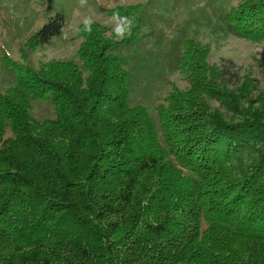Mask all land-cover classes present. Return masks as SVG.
<instances>
[{"label": "trees", "instance_id": "obj_1", "mask_svg": "<svg viewBox=\"0 0 264 264\" xmlns=\"http://www.w3.org/2000/svg\"><path fill=\"white\" fill-rule=\"evenodd\" d=\"M105 13L116 28L131 21V34L88 21L74 58L37 67L1 51L14 81L0 91V264H264V104L240 108L253 79L231 60L208 64L209 46L187 40L190 87L173 85L155 122L129 103L110 53L135 41L142 4ZM65 28L62 13L50 17L21 60ZM207 28L259 43L264 0H235ZM34 100H51L55 118H32Z\"/></svg>", "mask_w": 264, "mask_h": 264}, {"label": "rangeland", "instance_id": "obj_2", "mask_svg": "<svg viewBox=\"0 0 264 264\" xmlns=\"http://www.w3.org/2000/svg\"><path fill=\"white\" fill-rule=\"evenodd\" d=\"M234 3L235 0H0V91L11 87L14 81L12 72L6 70L1 51L6 52L14 66L37 67L50 60L72 59L79 45L77 27L80 24L95 21L116 30V19L109 17L105 9L142 4V27L135 41L110 50L128 75L132 106L146 107L157 122L156 107L172 86L189 89L181 58L185 42L196 39L209 46L208 64L220 65L231 60L241 76L253 79L254 89L240 108H261L264 104V40L253 43L234 36L216 39L207 28ZM57 13L65 16L63 35L54 38L51 46L30 54L29 60H21L20 49L26 39ZM210 105L227 120L230 118L229 110L218 101ZM30 115L35 120L54 119L52 101H32Z\"/></svg>", "mask_w": 264, "mask_h": 264}, {"label": "clouds", "instance_id": "obj_3", "mask_svg": "<svg viewBox=\"0 0 264 264\" xmlns=\"http://www.w3.org/2000/svg\"><path fill=\"white\" fill-rule=\"evenodd\" d=\"M82 2H83V0H82ZM131 27H132V22L131 21H127V26L126 27L117 26V28H116V37L118 39H123V38H125V36L130 35L131 34Z\"/></svg>", "mask_w": 264, "mask_h": 264}]
</instances>
